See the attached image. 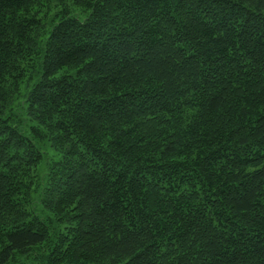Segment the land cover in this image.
<instances>
[{
	"label": "trees",
	"instance_id": "trees-1",
	"mask_svg": "<svg viewBox=\"0 0 264 264\" xmlns=\"http://www.w3.org/2000/svg\"><path fill=\"white\" fill-rule=\"evenodd\" d=\"M0 264H264V0H0Z\"/></svg>",
	"mask_w": 264,
	"mask_h": 264
},
{
	"label": "bare ground",
	"instance_id": "bare-ground-1",
	"mask_svg": "<svg viewBox=\"0 0 264 264\" xmlns=\"http://www.w3.org/2000/svg\"><path fill=\"white\" fill-rule=\"evenodd\" d=\"M135 64H137V63H135Z\"/></svg>",
	"mask_w": 264,
	"mask_h": 264
}]
</instances>
